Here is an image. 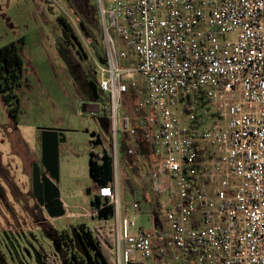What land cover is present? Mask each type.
Segmentation results:
<instances>
[{
  "label": "built area",
  "instance_id": "1",
  "mask_svg": "<svg viewBox=\"0 0 264 264\" xmlns=\"http://www.w3.org/2000/svg\"><path fill=\"white\" fill-rule=\"evenodd\" d=\"M97 14L114 264H264V0H98ZM125 138L128 158L149 147L151 189L172 192L161 229L121 233Z\"/></svg>",
  "mask_w": 264,
  "mask_h": 264
},
{
  "label": "rangeland",
  "instance_id": "2",
  "mask_svg": "<svg viewBox=\"0 0 264 264\" xmlns=\"http://www.w3.org/2000/svg\"><path fill=\"white\" fill-rule=\"evenodd\" d=\"M97 1L0 0V47L19 39L24 42L20 86L0 93V264H52L54 260L70 264L73 254H82L76 233L80 224L90 229L99 226L114 238L116 213L107 222L81 216L90 211L96 191L88 172V155L94 146L88 141L99 137L102 145L96 150L111 152L108 126L105 129L100 119L102 107L97 113L82 112L80 107L84 97L77 65L89 78L92 57L99 60L96 50L104 57ZM59 17L76 39L65 38ZM105 102L103 97L99 105ZM42 129L58 131L56 188L65 209L58 218L47 215L31 190V169L41 166ZM128 159L131 167L140 168L138 174L126 168L120 148L121 233L157 230L160 224L163 228L167 211L174 208L172 192H154L146 182L148 164L137 162V156ZM135 203L136 210L132 209Z\"/></svg>",
  "mask_w": 264,
  "mask_h": 264
},
{
  "label": "trees",
  "instance_id": "3",
  "mask_svg": "<svg viewBox=\"0 0 264 264\" xmlns=\"http://www.w3.org/2000/svg\"><path fill=\"white\" fill-rule=\"evenodd\" d=\"M58 21L62 26L61 28L63 29L65 38L68 41L76 39L72 33L73 29L68 27L61 17H59ZM75 43L79 45L78 42ZM71 44L74 45L73 42ZM23 45V40L19 39L17 42H11L0 47V93L7 89L11 90L14 87L20 86L23 74V62L21 58ZM96 51L95 53L98 56L97 59L99 58L100 62H103L102 51L100 49ZM11 97L15 98V95L11 94ZM100 107H102V116L100 117L101 123L105 129H107V102ZM100 143V138L97 137L94 144L98 145ZM144 144L140 141L139 147L141 148V154L148 160L150 155L144 150L146 145ZM126 146V143L123 141V147L125 148ZM88 172L96 188V193L93 195V199L90 203V210L94 211L99 209L96 219L100 222H107L113 218L114 210L111 206L100 209V206L105 203V200L97 195V189L101 186L111 184L113 180L110 153L105 149H103L101 153L91 150L88 155ZM76 233L82 254H73L69 262L70 264H114V238L111 234H107L99 226L90 229L85 224L78 225L76 227ZM52 264H57L56 260H54Z\"/></svg>",
  "mask_w": 264,
  "mask_h": 264
},
{
  "label": "water",
  "instance_id": "4",
  "mask_svg": "<svg viewBox=\"0 0 264 264\" xmlns=\"http://www.w3.org/2000/svg\"><path fill=\"white\" fill-rule=\"evenodd\" d=\"M94 101L97 100L96 85L89 84ZM93 103H82L81 111L97 113L92 109ZM41 166L33 165L31 169V190L33 197L45 210L50 218H58L65 215V209L60 201L56 188L58 183V131L54 129H42L40 131Z\"/></svg>",
  "mask_w": 264,
  "mask_h": 264
},
{
  "label": "flooded vegetation",
  "instance_id": "5",
  "mask_svg": "<svg viewBox=\"0 0 264 264\" xmlns=\"http://www.w3.org/2000/svg\"><path fill=\"white\" fill-rule=\"evenodd\" d=\"M75 45V44H74ZM93 59V60H92ZM91 62H92V66L91 71H92V77H87L86 74L84 75V71L82 70V68L80 66L77 65V68L80 69V71L78 72V78L80 79V82L82 83V95L84 97V102L85 103H93V105H97V108L95 106H92V109H97V111H99V103L102 100V98L104 97L103 94H101L98 89H97V78L95 75V59L94 57H92ZM87 77V78H86ZM89 84H94L96 85V96H97V100L94 101V97L92 95L91 89L89 87ZM103 96V97H102Z\"/></svg>",
  "mask_w": 264,
  "mask_h": 264
},
{
  "label": "crops",
  "instance_id": "6",
  "mask_svg": "<svg viewBox=\"0 0 264 264\" xmlns=\"http://www.w3.org/2000/svg\"><path fill=\"white\" fill-rule=\"evenodd\" d=\"M206 127H207V126H206ZM204 129H205V127H204ZM123 141H124V143H126L127 146H129V145H134V144H136L137 139H135V138L126 139V138H125ZM137 144H138V150H139V154H138V156H137V162H139L140 160H142V161H145L146 163H148V162H149V159L147 160V158H145V156H143V155L141 154V148L139 147V142H138ZM142 144H144V143H142ZM145 144H146V143H145ZM145 144H144V145H145ZM121 149H122V152H123V158H124V163L126 164V168H128V170H129L130 172L135 173V174H138L140 168H138V167H131L130 164H129V159H128V157L125 156V148L123 147V145H122ZM144 150H146V151H147V154H149L150 149H149V147L147 146V144L145 145ZM125 174H126V173H125ZM129 189H130L131 192H133L134 187L129 186ZM95 193H96V191H95ZM95 193H94V194H95ZM145 201H146V202H149V203L151 204V198H149L148 195H146V194H145ZM125 210H128V206H125ZM135 217H136V215H132V216H131L132 219H135ZM132 225H133V224H132ZM162 226H163V224H160V225H159V229H161ZM140 229H142V228H137V229H135V230H136V233H137ZM144 230H145V229H144ZM136 233H134V234H136Z\"/></svg>",
  "mask_w": 264,
  "mask_h": 264
}]
</instances>
